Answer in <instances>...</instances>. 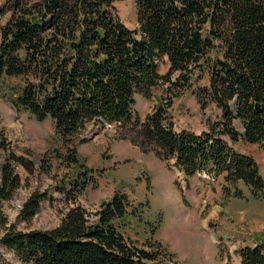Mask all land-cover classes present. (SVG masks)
Listing matches in <instances>:
<instances>
[{
  "label": "trees",
  "instance_id": "1",
  "mask_svg": "<svg viewBox=\"0 0 264 264\" xmlns=\"http://www.w3.org/2000/svg\"><path fill=\"white\" fill-rule=\"evenodd\" d=\"M118 1L8 0L0 11L2 94L16 110L52 120L67 151L53 154L69 168L57 184L67 209L56 227L21 230L3 220L0 245L22 264H177L154 236L159 223L143 245L126 236L129 217L143 215V203L133 204L129 194L116 191L94 213L78 202L94 176L77 150L92 124L115 128L185 178L223 177L227 195L241 197V181L255 196L264 191L258 161L241 148H264V0H135V29L121 20ZM162 63L169 64L165 74ZM155 88L161 94L143 119L138 96L152 98ZM187 91L204 110L215 108L208 130L178 128L172 110ZM0 153L7 155L1 201L23 184L16 166H29L11 150L1 123ZM48 197L30 194L23 218L34 217ZM240 255L242 264H264V241Z\"/></svg>",
  "mask_w": 264,
  "mask_h": 264
},
{
  "label": "rangeland",
  "instance_id": "2",
  "mask_svg": "<svg viewBox=\"0 0 264 264\" xmlns=\"http://www.w3.org/2000/svg\"><path fill=\"white\" fill-rule=\"evenodd\" d=\"M7 1L0 0V11ZM117 9L124 23L137 28L135 0H119ZM0 18L2 23L6 21L1 12ZM168 69L169 64L162 63L161 73H167ZM160 92L155 88L152 98L138 96L136 108L143 119L153 112ZM172 111L178 128L195 131L208 130L209 119L216 114L213 106L204 110L197 95L188 91L176 100ZM0 123L6 128L11 150L29 161L28 167L16 166L23 184L11 199L0 201V231L6 227L4 219L21 230L56 227L67 209L65 196L57 184L69 168L53 154L55 150L67 154L55 135V125L51 119L39 121L28 111L16 110L1 89ZM81 138L86 139L77 148L81 162L93 169L94 176L78 202L94 213L102 201L120 190L129 194L133 204L143 203V215L129 217L124 229L126 236L138 244L148 243L153 236L151 229L159 223L154 236L173 253L177 264H242L240 249L254 245L259 239L264 241V191L255 196L241 181L236 187L243 190V195L237 197L224 191L228 182L223 177L216 179L198 173L185 178L156 152L143 150L108 125H89ZM241 145L243 151L258 161L264 176V148L259 144ZM5 156L6 153H0V163ZM35 191H45L50 197L26 221L21 209ZM0 252L3 255L0 262L8 259L22 264L18 255L4 244L0 245Z\"/></svg>",
  "mask_w": 264,
  "mask_h": 264
}]
</instances>
